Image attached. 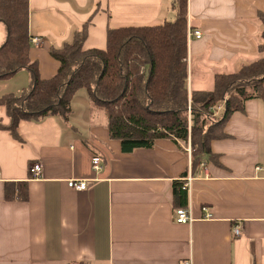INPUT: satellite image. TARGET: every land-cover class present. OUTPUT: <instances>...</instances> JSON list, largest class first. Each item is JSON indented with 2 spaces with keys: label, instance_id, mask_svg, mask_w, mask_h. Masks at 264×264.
<instances>
[{
  "label": "crops",
  "instance_id": "0c3cea01",
  "mask_svg": "<svg viewBox=\"0 0 264 264\" xmlns=\"http://www.w3.org/2000/svg\"><path fill=\"white\" fill-rule=\"evenodd\" d=\"M175 0H29V30L41 42L30 56L41 77L60 67L50 50L71 42L88 23L84 48L105 49L109 27L173 21ZM189 89L212 90L215 75L261 58L264 0H188ZM7 28L0 22V46ZM235 69V70H233ZM30 75L0 79V98L19 93ZM221 106L219 111H222ZM0 103V264H264V100L249 99L227 120L225 136L192 166L191 149L171 137L124 152L107 118L92 111L89 93L73 98L68 122L58 116L24 120L19 138ZM97 155L103 168L97 172ZM33 162L42 164L30 176ZM191 176L187 204L174 182ZM85 179V190L68 185ZM28 182V200L6 187ZM190 207L194 221H176ZM207 209V211L204 210ZM209 212L212 217L207 218ZM241 229L240 235L235 228Z\"/></svg>",
  "mask_w": 264,
  "mask_h": 264
},
{
  "label": "trees",
  "instance_id": "16d2710c",
  "mask_svg": "<svg viewBox=\"0 0 264 264\" xmlns=\"http://www.w3.org/2000/svg\"><path fill=\"white\" fill-rule=\"evenodd\" d=\"M173 7V21L109 27L105 49L84 48L85 23L71 42L51 48L60 67L44 79L30 56L29 0H0V22L7 28L0 46V79L21 70L30 75L28 86L19 93L0 98L11 118L6 128L19 138L24 120L58 116L68 122L76 92L86 89L91 110L104 113L110 137L120 141L124 152L153 147L158 139L171 137L191 149L196 168L203 156L212 155V140L226 135L229 117L243 111L249 99L264 100V56L234 72L216 74L212 90L190 91L188 0H175ZM259 18L264 25V12ZM262 38L259 51L264 54V29ZM13 184L16 189L6 187L7 198L28 200V182ZM174 186L186 206L183 182Z\"/></svg>",
  "mask_w": 264,
  "mask_h": 264
},
{
  "label": "built area",
  "instance_id": "2783aa9c",
  "mask_svg": "<svg viewBox=\"0 0 264 264\" xmlns=\"http://www.w3.org/2000/svg\"><path fill=\"white\" fill-rule=\"evenodd\" d=\"M202 36H203L202 31L191 29V28L188 29V39L189 40L193 39L194 37L201 38ZM40 42H41V38H39V37H33L32 38V43L38 44ZM92 167L97 172L101 171V169L103 168V165H102V160H101L100 156L95 155L93 157ZM256 171L257 172H264V164L257 165ZM41 172H42V164L40 162H33L30 165L29 173H30L31 177H33V178L39 177ZM183 180H184L183 187L186 190L191 189V182L193 180V177L188 176ZM68 185L73 189L85 190L88 186V182L85 179L71 178L68 180ZM204 210L207 211V209H205V208H204ZM176 212H177L176 221L178 223L189 224L195 220L193 215H192V211H191L190 207L178 208ZM206 217L211 218L212 215L209 212H207ZM240 233H241V229L239 227H236L235 228V234L239 236ZM184 264H190V263L186 262Z\"/></svg>",
  "mask_w": 264,
  "mask_h": 264
},
{
  "label": "rangeland",
  "instance_id": "374dc122",
  "mask_svg": "<svg viewBox=\"0 0 264 264\" xmlns=\"http://www.w3.org/2000/svg\"><path fill=\"white\" fill-rule=\"evenodd\" d=\"M261 55H262V56H264V54H263V53H261ZM262 56H261V57H262ZM233 70H235V69H233ZM86 91H87V90H86Z\"/></svg>",
  "mask_w": 264,
  "mask_h": 264
}]
</instances>
